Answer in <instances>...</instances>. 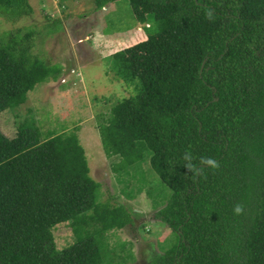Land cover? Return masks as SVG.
Listing matches in <instances>:
<instances>
[{"label": "trees", "instance_id": "obj_1", "mask_svg": "<svg viewBox=\"0 0 264 264\" xmlns=\"http://www.w3.org/2000/svg\"><path fill=\"white\" fill-rule=\"evenodd\" d=\"M130 2L138 22L160 29L115 54L118 76L139 90L98 131L107 157L120 158L112 170L124 190L147 162L172 191L159 193L156 217L177 241L151 264H264V0ZM31 11L28 0H0L9 16ZM34 40L0 39V117L62 74ZM100 187L77 132L26 122L11 137L0 127V264H106L97 239L134 226L137 213L112 194L99 201ZM61 223L77 242L59 251Z\"/></svg>", "mask_w": 264, "mask_h": 264}, {"label": "rangeland", "instance_id": "obj_2", "mask_svg": "<svg viewBox=\"0 0 264 264\" xmlns=\"http://www.w3.org/2000/svg\"><path fill=\"white\" fill-rule=\"evenodd\" d=\"M28 1L32 11L27 16L0 12V39L34 32V54L50 65L61 66L63 71L57 80L37 85L24 105L5 111L0 127L11 137L26 122L42 133L77 132L91 176L101 183L99 201H107L112 194L117 200L113 203H126L133 210L144 211L136 217V229L129 226L113 230L97 239L103 260L112 264L106 243L113 250L115 264H151L177 241L165 223H156L159 193H166L163 198L167 199L172 191L147 162L142 176H127L130 185L124 190L125 185L112 170L120 158L107 157L98 127L115 105L139 90L137 81L127 83L118 76L115 54L157 32L159 24L150 16L146 23L138 22L130 0H119L101 9L96 8L94 0ZM127 195L135 196L134 201L127 200ZM54 236L59 251L77 242L68 223L57 225Z\"/></svg>", "mask_w": 264, "mask_h": 264}, {"label": "crops", "instance_id": "obj_3", "mask_svg": "<svg viewBox=\"0 0 264 264\" xmlns=\"http://www.w3.org/2000/svg\"><path fill=\"white\" fill-rule=\"evenodd\" d=\"M131 198H129V197H126V199L127 200H133L134 201V199H135V196H130ZM153 208V207H152ZM134 212L135 213H137V215L135 216V225L134 226H130V227H132L133 229H136V217H140L141 216V214H143L144 213V211H141V212H139V211H137V210H134ZM141 213V214H140ZM159 222H161V220L160 219H158L157 218V222L156 223H159ZM163 223V222H162ZM165 225V227H168L166 224H164ZM139 227V226H138ZM169 228V227H168ZM136 231V230H135Z\"/></svg>", "mask_w": 264, "mask_h": 264}, {"label": "clouds", "instance_id": "obj_4", "mask_svg": "<svg viewBox=\"0 0 264 264\" xmlns=\"http://www.w3.org/2000/svg\"><path fill=\"white\" fill-rule=\"evenodd\" d=\"M207 163L210 164V165L215 166V161H213V160H211V159H209V160L207 161ZM239 210H240L239 208L236 209V211H239Z\"/></svg>", "mask_w": 264, "mask_h": 264}]
</instances>
